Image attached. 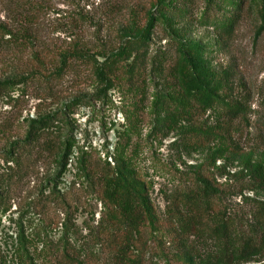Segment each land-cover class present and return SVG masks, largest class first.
<instances>
[{
  "label": "rangeland",
  "instance_id": "374dc122",
  "mask_svg": "<svg viewBox=\"0 0 264 264\" xmlns=\"http://www.w3.org/2000/svg\"><path fill=\"white\" fill-rule=\"evenodd\" d=\"M131 16L152 20L144 68L105 91L92 66L116 52ZM0 26L12 33L0 31V264H101L103 161L147 189L159 224L144 264H183L182 242L194 264H264V252L222 262L212 225L184 233L173 204L201 176L231 245L264 235V0H0ZM180 48H194L204 75L228 73L240 116L227 120L226 92L205 107L185 99L170 75ZM217 127L226 140H194Z\"/></svg>",
  "mask_w": 264,
  "mask_h": 264
},
{
  "label": "trees",
  "instance_id": "16d2710c",
  "mask_svg": "<svg viewBox=\"0 0 264 264\" xmlns=\"http://www.w3.org/2000/svg\"><path fill=\"white\" fill-rule=\"evenodd\" d=\"M241 4L236 6L237 11ZM145 19L146 24L141 28L138 27L134 16H131L122 44L116 52L100 55L103 62L92 66L95 78L105 87V91L115 88V82L118 80L132 87L140 76L150 47L149 29L152 20L147 16ZM220 21V24H223L219 28L220 35L230 36L236 26L237 17H222ZM0 31L6 35L12 34L7 26L6 29L0 26ZM193 49L188 52L182 48L176 49L170 75L177 89L185 99L203 107L211 104L215 92H226L227 99L231 100L226 111L227 120H234L243 110L242 103L233 100L231 94L229 95L228 73L204 75V69L197 60V52ZM72 57L80 58L75 49ZM169 111L174 119L181 114L180 109ZM214 138L223 141L227 139L224 127L201 132L194 140L205 144ZM122 166L123 163L118 161H114L113 165L103 161L96 178L100 202L105 210L104 228L101 233L105 258L101 264H144L147 248L145 235L152 236V233L158 230L159 220L148 200L146 187L141 185L133 174L129 175ZM194 185L192 191L182 193L173 200L174 206L180 207L174 217L184 233L189 234L191 230L200 228L205 223L212 225L210 234L219 244L222 262L247 259L264 252V235L259 228L258 232L253 230L242 235L236 233L231 245V226L214 209L213 201L219 198L218 192L201 176L196 178ZM257 212L258 215L262 214L260 209ZM177 259L183 264H194L192 252L185 242H182ZM65 260L71 261L72 264L77 263L69 257Z\"/></svg>",
  "mask_w": 264,
  "mask_h": 264
}]
</instances>
